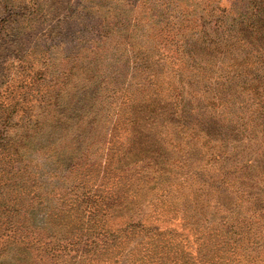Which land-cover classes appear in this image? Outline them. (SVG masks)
<instances>
[{
  "label": "rangeland",
  "instance_id": "obj_1",
  "mask_svg": "<svg viewBox=\"0 0 264 264\" xmlns=\"http://www.w3.org/2000/svg\"><path fill=\"white\" fill-rule=\"evenodd\" d=\"M250 1L0 0V199L23 200L22 216L31 226L22 227V237L11 245L0 239V264H127L125 254L137 240H156L142 235L127 244L121 234L106 254L79 263L74 252L48 251L69 236L78 218L87 223L84 196L101 182L120 184L116 168L126 161L120 149L133 134L130 110L137 112L138 101L152 92V97L174 93V82L166 87L161 80L145 95L136 50L145 62L163 57L168 64L182 50L174 39L193 43L210 33H202L203 26L223 18V11L235 17ZM259 160L256 173L264 190V159ZM144 175L146 182L133 184L132 194L154 185L152 174ZM161 192L146 189L134 212L140 210L138 216L160 235L182 239L194 250V235L182 226L181 213L162 215L156 207ZM124 211L119 204L114 221L107 214L95 224L110 235L127 221L120 216ZM89 225L92 221L84 227ZM35 243L41 247L32 251Z\"/></svg>",
  "mask_w": 264,
  "mask_h": 264
},
{
  "label": "trees",
  "instance_id": "obj_2",
  "mask_svg": "<svg viewBox=\"0 0 264 264\" xmlns=\"http://www.w3.org/2000/svg\"><path fill=\"white\" fill-rule=\"evenodd\" d=\"M234 13L223 11V18L203 26L202 33H210L193 43L174 39L182 50L168 64L163 57L156 64L145 62L136 50L145 95L161 80L166 87L174 82V93L152 97V92L138 101V115L130 110L133 134L120 149L126 158L116 168L120 184L112 188L101 182L95 193L84 196L86 222L92 226L84 227L87 223L78 218L69 236H62L49 253L74 252L79 263L106 254L122 237L130 244L147 235L157 238L137 240L125 254L127 264H264V190L256 173L259 157L264 159V0H251L231 17ZM249 60L253 64L247 66ZM145 171L156 180L148 192L162 190L156 207L162 215L181 213L182 226L194 235V250L182 239L160 235L138 216L140 210L134 212L141 209L146 189L132 194L131 187L146 182ZM112 192L115 197L108 198ZM130 195L134 198H126ZM23 202L0 199V239L6 244L22 237V227L31 228L22 216ZM122 203L120 216L127 221L109 235L95 221L107 214L114 221ZM30 247L37 251L41 245Z\"/></svg>",
  "mask_w": 264,
  "mask_h": 264
}]
</instances>
